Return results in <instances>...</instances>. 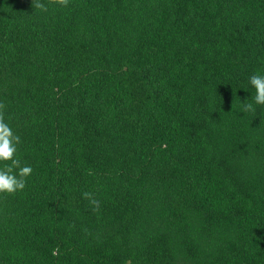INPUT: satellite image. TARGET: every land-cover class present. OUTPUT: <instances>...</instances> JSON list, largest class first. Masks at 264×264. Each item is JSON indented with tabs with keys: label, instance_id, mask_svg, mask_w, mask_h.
Masks as SVG:
<instances>
[{
	"label": "trees",
	"instance_id": "1",
	"mask_svg": "<svg viewBox=\"0 0 264 264\" xmlns=\"http://www.w3.org/2000/svg\"><path fill=\"white\" fill-rule=\"evenodd\" d=\"M40 2L0 0V264H264V0Z\"/></svg>",
	"mask_w": 264,
	"mask_h": 264
},
{
	"label": "clouds",
	"instance_id": "2",
	"mask_svg": "<svg viewBox=\"0 0 264 264\" xmlns=\"http://www.w3.org/2000/svg\"><path fill=\"white\" fill-rule=\"evenodd\" d=\"M57 2L67 7L69 0H57ZM35 8L47 11V7L40 0H32ZM250 86L255 90L252 103L242 102V111L255 112V105H264V75L254 73L249 78ZM6 105L0 102V162H4V167L0 168V194H14L22 191L26 186V178L32 173L31 166H21L20 160L15 158L17 145L21 143V137L14 133L10 125L5 121L4 110ZM84 199L99 209L100 202L93 197L91 192L82 194ZM58 251V249H57Z\"/></svg>",
	"mask_w": 264,
	"mask_h": 264
}]
</instances>
